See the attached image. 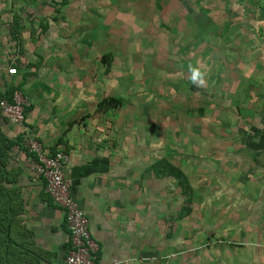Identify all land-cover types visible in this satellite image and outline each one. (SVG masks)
<instances>
[{
	"label": "rangeland",
	"instance_id": "1",
	"mask_svg": "<svg viewBox=\"0 0 264 264\" xmlns=\"http://www.w3.org/2000/svg\"><path fill=\"white\" fill-rule=\"evenodd\" d=\"M63 1L0 0V52L24 64H40V56L43 79L71 84L90 100L91 114L121 131L122 148L134 149L135 177L154 203L151 264H242L241 199L227 172L226 83L241 58L264 51V0ZM197 62L207 70L199 89L188 79ZM0 123L14 136L7 119ZM164 157L194 190L187 216L175 181L146 171Z\"/></svg>",
	"mask_w": 264,
	"mask_h": 264
},
{
	"label": "crops",
	"instance_id": "2",
	"mask_svg": "<svg viewBox=\"0 0 264 264\" xmlns=\"http://www.w3.org/2000/svg\"><path fill=\"white\" fill-rule=\"evenodd\" d=\"M8 58L0 52L4 70ZM16 58L21 61V55ZM239 62L232 68L237 77L226 83L227 172L241 199L242 264H264V51ZM18 72L15 82L21 77ZM37 76L18 90L29 108L22 125L12 124L13 133L26 131L45 152L64 150L69 155L65 174L98 243L99 264H151L147 252L154 246V203L147 182L135 177L134 149L122 148L121 131L107 128L91 114L90 100L71 92V84L51 85L40 69ZM30 161L22 149L10 152L9 164L17 170L25 204L21 221L30 233L21 241L20 264H57L69 250V233L61 209L42 198L46 192Z\"/></svg>",
	"mask_w": 264,
	"mask_h": 264
},
{
	"label": "trees",
	"instance_id": "3",
	"mask_svg": "<svg viewBox=\"0 0 264 264\" xmlns=\"http://www.w3.org/2000/svg\"><path fill=\"white\" fill-rule=\"evenodd\" d=\"M63 2L65 3V0ZM15 45L17 44L15 43ZM6 56L9 57L6 62V69L4 70L0 65V101L7 99L9 102H12L14 92L20 89L22 90L25 82L37 75L38 67L42 59L40 56H37L38 63L40 64L36 65L30 62L24 64L19 59L13 61L11 55L6 54ZM111 56V53H107L106 55L108 59L107 66L110 65L112 60ZM10 66L16 67L17 71H21V77L17 82H15L16 75L13 77L7 72V68ZM9 76L12 78L8 80ZM28 108L29 106L25 107V117ZM0 117L8 121V118L4 115L1 108ZM25 135L26 131H19L14 136H8L4 133L0 125V264H20L21 241L27 240L30 234L26 231L25 225L21 221L22 214L25 212V204L21 195V188L17 186L16 182L17 170L9 164L10 152L14 149H22L29 157L36 158L35 154L29 153L23 144ZM146 171L158 179L171 177L177 184L181 195L184 197V203L180 209L181 213L184 216L191 213L192 204H194V190L182 169L164 157L154 161L146 168ZM41 183L44 189V181H41ZM41 196L48 204L55 206L47 193H42ZM17 237L19 240H16ZM17 249L20 250L19 253H17Z\"/></svg>",
	"mask_w": 264,
	"mask_h": 264
},
{
	"label": "built area",
	"instance_id": "4",
	"mask_svg": "<svg viewBox=\"0 0 264 264\" xmlns=\"http://www.w3.org/2000/svg\"><path fill=\"white\" fill-rule=\"evenodd\" d=\"M7 72L10 75L16 74V67H8ZM27 106H29L28 101L21 96L18 90L14 92L12 102L7 99L0 101L2 112L13 125L23 124ZM26 135L23 144L29 153L36 156L35 159L30 157L34 176L44 181V190L53 203L61 209L69 233V250L57 264H99L97 260L98 243L90 233L89 221L85 212L71 195V181L65 174L69 155L64 150H56L53 153L45 152L39 141Z\"/></svg>",
	"mask_w": 264,
	"mask_h": 264
},
{
	"label": "clouds",
	"instance_id": "5",
	"mask_svg": "<svg viewBox=\"0 0 264 264\" xmlns=\"http://www.w3.org/2000/svg\"><path fill=\"white\" fill-rule=\"evenodd\" d=\"M207 70L197 62V65H188V79L196 87L202 88L205 86Z\"/></svg>",
	"mask_w": 264,
	"mask_h": 264
}]
</instances>
